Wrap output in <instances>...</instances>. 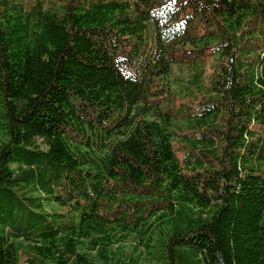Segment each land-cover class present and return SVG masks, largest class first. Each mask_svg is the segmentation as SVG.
Segmentation results:
<instances>
[{
	"label": "trees",
	"instance_id": "obj_1",
	"mask_svg": "<svg viewBox=\"0 0 264 264\" xmlns=\"http://www.w3.org/2000/svg\"><path fill=\"white\" fill-rule=\"evenodd\" d=\"M0 264H264V0H0Z\"/></svg>",
	"mask_w": 264,
	"mask_h": 264
},
{
	"label": "rangeland",
	"instance_id": "obj_2",
	"mask_svg": "<svg viewBox=\"0 0 264 264\" xmlns=\"http://www.w3.org/2000/svg\"><path fill=\"white\" fill-rule=\"evenodd\" d=\"M187 68V67H186ZM187 69H184V68H182V70L180 71L179 70V68H177V67H175V74L177 75V76H181V77H183V76H186L187 74ZM52 207V205L51 204H48L47 205V208H51ZM127 246L129 245V244H126Z\"/></svg>",
	"mask_w": 264,
	"mask_h": 264
}]
</instances>
